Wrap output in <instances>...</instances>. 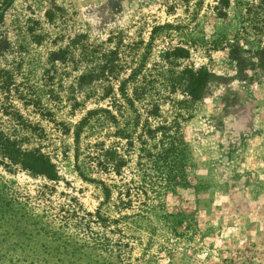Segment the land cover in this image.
<instances>
[{
  "label": "rangeland",
  "instance_id": "1",
  "mask_svg": "<svg viewBox=\"0 0 264 264\" xmlns=\"http://www.w3.org/2000/svg\"><path fill=\"white\" fill-rule=\"evenodd\" d=\"M0 137V264H264V0H0Z\"/></svg>",
  "mask_w": 264,
  "mask_h": 264
},
{
  "label": "trees",
  "instance_id": "2",
  "mask_svg": "<svg viewBox=\"0 0 264 264\" xmlns=\"http://www.w3.org/2000/svg\"><path fill=\"white\" fill-rule=\"evenodd\" d=\"M188 76L189 85L191 89V95L194 100H198L204 89L205 76L202 72L194 74L191 72H185ZM0 150L6 158H8L13 164L20 166L24 170L33 171L38 174H45L48 179L55 178L54 166L44 155L34 152H23L16 147L10 139L0 137ZM118 171V166H116Z\"/></svg>",
  "mask_w": 264,
  "mask_h": 264
}]
</instances>
